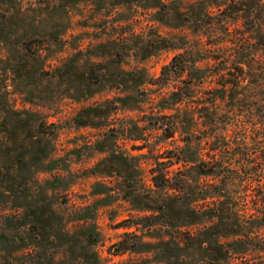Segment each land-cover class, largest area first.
Returning a JSON list of instances; mask_svg holds the SVG:
<instances>
[{"label": "rangeland", "instance_id": "1", "mask_svg": "<svg viewBox=\"0 0 264 264\" xmlns=\"http://www.w3.org/2000/svg\"><path fill=\"white\" fill-rule=\"evenodd\" d=\"M262 187L264 0H0V264H264Z\"/></svg>", "mask_w": 264, "mask_h": 264}, {"label": "trees", "instance_id": "2", "mask_svg": "<svg viewBox=\"0 0 264 264\" xmlns=\"http://www.w3.org/2000/svg\"><path fill=\"white\" fill-rule=\"evenodd\" d=\"M180 56H175L174 59H173V62L166 66L164 68V71H169L171 68L173 67H177L176 64L179 60ZM224 91L225 90V87L222 88ZM224 97V95L222 96ZM216 167L214 166L213 168H206V162L202 161L200 162L199 164V167H200V170L202 172H205V173H208V174H211V175H214V176H218V175H221V169H222V163L221 162H217L216 163ZM219 168V170H217ZM210 169V170H209ZM230 175V174H229ZM231 178L232 179H236V176H232L231 175ZM154 183H156V185H159V182H155V179H154ZM259 193L258 194V198L255 200V211L258 213V215L254 214L256 216V219L259 221V223L257 224L259 227V229H261L262 227L264 228V187H262L260 190H259ZM260 215V216H259Z\"/></svg>", "mask_w": 264, "mask_h": 264}]
</instances>
